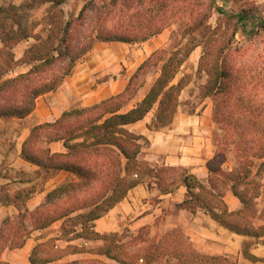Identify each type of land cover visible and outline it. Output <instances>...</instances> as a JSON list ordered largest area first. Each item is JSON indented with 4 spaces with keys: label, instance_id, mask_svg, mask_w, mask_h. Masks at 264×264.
<instances>
[{
    "label": "trees",
    "instance_id": "obj_1",
    "mask_svg": "<svg viewBox=\"0 0 264 264\" xmlns=\"http://www.w3.org/2000/svg\"><path fill=\"white\" fill-rule=\"evenodd\" d=\"M68 1L25 0L19 7L0 8V119H23L32 114L37 99L57 91L98 43H143L171 25L178 29L168 47L154 52L138 68L123 93L90 108L71 109L55 122L33 128L23 158L41 167L46 179L60 170L74 178L51 191L35 212L24 210L29 191L14 197L0 193L1 202L19 209L0 225V264H10L2 260L6 249L22 248L32 232L58 220L64 221L61 239L101 241V246L61 250L57 240H50L34 248L30 264H108L99 259L55 263L69 253L89 251L119 264H242L227 255L199 252L179 228L156 236L148 228L136 236L97 233L96 221L145 180L150 186L156 183L162 193L181 180L189 194L177 208L192 213L205 210L224 228L255 238L244 242L243 251L247 259L257 261L250 249L264 238V225H256L264 213L258 210L264 186V18L255 7L236 10L234 16L242 37L247 36L250 43L261 40L262 48L257 51L234 47L237 31L229 35L228 31L220 33V26L213 27L210 19L218 0H91L78 16L66 13ZM42 7L46 11L40 17L27 12ZM90 10L94 16L88 24ZM32 38L36 42L16 60L15 47ZM199 46L203 54L197 74L205 72L207 77L200 96L202 101H213L219 131L215 134L217 153L208 164L210 176L205 182L183 168L153 167L141 161L144 137L127 128L154 110L150 129L159 130L173 122L182 92L192 82L190 74L179 76ZM21 66L29 70L12 76ZM151 66L159 67V77L146 97L124 112L145 84L136 82ZM55 141H63L66 152L52 154L45 147ZM231 154L234 166L230 170L225 165ZM229 189L242 202V209H228L224 194Z\"/></svg>",
    "mask_w": 264,
    "mask_h": 264
},
{
    "label": "crops",
    "instance_id": "obj_2",
    "mask_svg": "<svg viewBox=\"0 0 264 264\" xmlns=\"http://www.w3.org/2000/svg\"><path fill=\"white\" fill-rule=\"evenodd\" d=\"M25 0H0L2 6H21ZM232 8L255 7L264 18V0H228ZM237 9V10H238ZM168 35L162 33L139 44L140 48L130 55L127 43H98L68 76L60 88L39 97L32 114L23 119H0V193L14 197L19 192L29 191L25 209L35 212L45 203L48 194L60 185L74 178L70 172L60 170L53 176L45 178L44 171L38 165L26 161L23 156L25 142L31 136L34 127L55 122L62 115L74 108H90L116 95L123 93L138 68L156 51L166 45ZM35 39L21 42L14 49L16 60H21L34 43ZM138 45V46H139ZM1 18H0V48ZM123 64L129 65L123 73ZM29 68L19 67L12 76L25 73ZM152 84L139 92L138 96L124 109L127 112L141 102L151 89ZM182 92V99L190 98ZM155 111L142 120L130 124L127 128L144 137L141 161L153 167L183 168L200 181H207L210 176L209 162L217 153L215 142L216 124L214 122V103L206 98L200 106L190 112L179 107L173 122L162 129H150ZM52 154L66 152L63 141L46 144ZM234 166V156L230 155L225 167ZM264 183V179H263ZM167 193H162L156 183L145 180L132 189L127 197L112 208L95 223L99 234L123 233L130 230L135 236L143 228L150 230L151 236L172 229H181L193 246L206 255H227L238 259L242 264H264V238L250 249V254L258 260L253 262L244 255V242L255 238L232 232L221 226L205 210L198 209L192 213L178 209L177 205L188 198V188L177 180ZM224 201L230 211L242 209V202L229 189L224 194ZM259 213L264 212V186L258 199ZM19 213L18 206L0 201V225L6 217ZM63 220L54 222L49 227L36 230L27 238L22 248L6 249L2 260L10 264H30L34 248L50 240H57L61 250L69 246L90 249L92 243L83 239L67 241L61 239ZM264 225V213L256 222ZM82 259H99L108 264H119L104 255L89 252L69 253L55 263H70Z\"/></svg>",
    "mask_w": 264,
    "mask_h": 264
},
{
    "label": "rangeland",
    "instance_id": "obj_3",
    "mask_svg": "<svg viewBox=\"0 0 264 264\" xmlns=\"http://www.w3.org/2000/svg\"><path fill=\"white\" fill-rule=\"evenodd\" d=\"M91 0H69L68 3L64 6V9L67 14H73L74 16H78L82 9L88 4ZM238 9V8H237ZM236 8H232L230 4L227 3L226 0H218V6L214 8L212 11V17L210 19L211 24L213 25L214 28H217L220 26V33L222 32H227L228 34L231 35L233 32L237 31L238 34L236 37L233 39V46H247L250 47L251 50H257L259 51L262 48V43L260 39H257V41H253V43H250V39L245 36L242 37V28L239 26L236 22L235 13L238 12ZM241 9V8H240ZM238 9V10H240ZM46 11V7H42L40 9H37L36 11H30L27 10L29 14H31L33 17H40L44 14ZM88 13V24L90 23V16H94V13L92 10H90ZM89 28V25L85 27V30ZM40 29V28H39ZM37 29L36 31H38ZM178 25L174 24L166 28L163 33L168 35V41L165 46L162 48L168 47V45L171 42L172 35L175 31H177ZM264 35V34H263ZM261 37V36H260ZM249 40V41H247ZM113 43V42H112ZM115 43V42H114ZM117 43V42H116ZM115 43V44H116ZM144 43V42H143ZM142 43H137V44H128L126 48L129 49L127 52L129 55L132 53L134 50L140 48V45ZM139 45V46H138ZM161 48V49H162ZM203 54V47L199 46L195 49V51L192 53L189 61L183 67L182 69V74L179 76V78L183 74H190L192 75V82L190 85L184 90L186 93L190 94V98L188 99H182L181 95V106L183 107L184 110H188L190 112L194 111L197 109L200 104L202 103V99L200 96V86L205 83L207 77L205 72H202L201 74H197V70L199 68V63L201 56ZM162 64V63H161ZM123 73H126L127 69L130 67L129 65L123 64ZM149 71L147 74H144L137 82L136 84H139L142 81H145L144 86L139 90L142 91L148 84H152L155 82V80L159 77L160 75V70L158 66H151L148 68ZM139 94V93H138ZM137 94V96H138ZM213 102V101H212ZM155 111V110H154ZM217 127V125H216ZM219 131L218 129L216 130V134H218ZM143 147L145 143L142 144ZM124 232H130V230H125ZM129 233H125V235L129 236ZM91 248L97 249L99 246H101V241L98 242H92ZM160 264H166L165 262H161Z\"/></svg>",
    "mask_w": 264,
    "mask_h": 264
},
{
    "label": "built area",
    "instance_id": "obj_4",
    "mask_svg": "<svg viewBox=\"0 0 264 264\" xmlns=\"http://www.w3.org/2000/svg\"><path fill=\"white\" fill-rule=\"evenodd\" d=\"M135 177H137V175H135Z\"/></svg>",
    "mask_w": 264,
    "mask_h": 264
}]
</instances>
